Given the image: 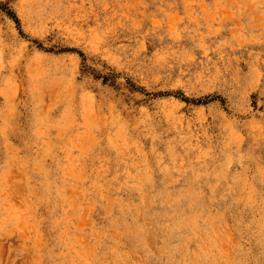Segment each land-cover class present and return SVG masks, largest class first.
<instances>
[{
  "label": "rangeland",
  "instance_id": "rangeland-1",
  "mask_svg": "<svg viewBox=\"0 0 264 264\" xmlns=\"http://www.w3.org/2000/svg\"><path fill=\"white\" fill-rule=\"evenodd\" d=\"M0 119V264H264V0H0Z\"/></svg>",
  "mask_w": 264,
  "mask_h": 264
},
{
  "label": "bare ground",
  "instance_id": "bare-ground-1",
  "mask_svg": "<svg viewBox=\"0 0 264 264\" xmlns=\"http://www.w3.org/2000/svg\"><path fill=\"white\" fill-rule=\"evenodd\" d=\"M15 50V49H14ZM12 51V50H11ZM13 53V52H12ZM18 53V52H17ZM21 54V53H20ZM55 63V62H54ZM54 63H52V65L54 64ZM51 64H50V66H52ZM57 66V65H56ZM52 69H54V68H52ZM55 70H56V68H55ZM29 90V89H28ZM29 92V91H28ZM30 117V116H29ZM22 119V118H21ZM1 120V119H0ZM23 121V120H22ZM22 124V123H21ZM30 129V128H29ZM23 131V130H22ZM31 132V131H30ZM2 135V134H1ZM3 136V135H2ZM25 136V135H24Z\"/></svg>",
  "mask_w": 264,
  "mask_h": 264
}]
</instances>
